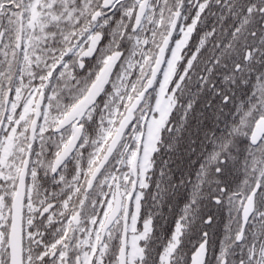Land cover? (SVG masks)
Returning <instances> with one entry per match:
<instances>
[{
  "label": "snow or ice",
  "instance_id": "obj_1",
  "mask_svg": "<svg viewBox=\"0 0 264 264\" xmlns=\"http://www.w3.org/2000/svg\"><path fill=\"white\" fill-rule=\"evenodd\" d=\"M0 264H264V0H0Z\"/></svg>",
  "mask_w": 264,
  "mask_h": 264
}]
</instances>
